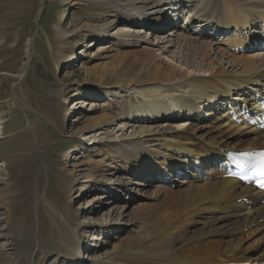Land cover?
<instances>
[{"label":"bare ground","instance_id":"6f19581e","mask_svg":"<svg viewBox=\"0 0 264 264\" xmlns=\"http://www.w3.org/2000/svg\"><path fill=\"white\" fill-rule=\"evenodd\" d=\"M62 1L74 6L81 0ZM92 1L106 7V19L96 27L71 16L58 36L73 47L83 36L99 42L115 38L103 55L84 64V80L97 90L93 98L103 94L119 102L109 110L95 106L92 116L76 123L73 130L100 144L96 153L103 158L75 166L60 185L69 193L84 181L104 186L108 182L98 178L105 180L112 168L125 170L126 176L146 174L148 181L166 174L173 183L149 195L154 204L142 217L146 233L136 244L132 239L120 243L124 252L87 263L78 231L84 224L75 222L68 233L60 231L63 256L76 264H264V194L224 178L223 171L227 152L264 150V0ZM180 11L183 27L173 23ZM167 28L170 33H164ZM151 33L162 42H153ZM170 48L176 50L173 56ZM70 54L72 50L60 49L59 61ZM21 88L29 101V92ZM60 115L57 110L53 122L65 133ZM31 147L1 156L0 171L8 177L20 154ZM183 167L191 171L186 188L173 190L175 174ZM40 175L38 204L46 200ZM121 178L115 182L123 189ZM7 190L0 189V207L6 204ZM96 225L107 236L119 234L107 232L112 223ZM198 225L201 229L192 231ZM41 256L39 249L36 257Z\"/></svg>","mask_w":264,"mask_h":264},{"label":"rangeland","instance_id":"374dc122","mask_svg":"<svg viewBox=\"0 0 264 264\" xmlns=\"http://www.w3.org/2000/svg\"><path fill=\"white\" fill-rule=\"evenodd\" d=\"M106 11V7L92 0H81L74 6L64 4L62 0H0V157L32 145L29 151L20 154L8 177L0 171V189L8 188L6 204L0 207V264H76L63 256L60 248V231L68 233L69 225L75 222L84 224L78 231L83 236L81 255L86 257L87 263L117 250L124 252V247L120 246L124 240L132 239L136 244L146 233L145 228H141L142 217L154 204L149 195L160 185L171 186L173 183L166 179V174L160 178L153 174L154 178L150 177L148 181L146 174L126 176L125 170L123 173L121 168H112L105 173V180L98 178L108 182L104 186L84 181L69 193V188L60 185L61 178L68 176L75 166L84 167L89 161L103 158L96 153L100 144L84 140L73 130L78 125L76 123L92 116L95 106L98 110L101 106L109 110L119 99L111 100L110 96L103 94L93 98L97 90L86 86L84 80V64L88 59L103 55V50L109 48L115 38L99 42L83 36L73 47L68 42L62 43L57 30L71 16L78 22L97 27L106 19ZM179 14L183 12H178L175 17ZM183 17L178 16V21L174 18L173 23L185 26ZM118 25L123 24L119 22ZM170 32L171 28L164 31ZM150 39L162 42L155 33H151ZM214 39L219 40V36ZM60 49L72 50V57L59 61ZM170 50L173 56L176 50ZM184 53L187 52L184 50ZM21 86L29 92V101L25 100ZM82 91H86L84 96ZM76 102L80 104L77 106ZM57 110L61 114L60 123L66 126L65 133H61L59 124L53 122ZM170 126L176 125L172 123ZM183 169L182 173L175 174L173 190L186 188L183 183L191 171ZM192 172L198 175L196 171ZM39 174L44 177L41 191L46 196L40 204L36 202ZM118 178H124L125 188L120 189L115 182ZM103 187L105 191L101 190ZM114 188L122 193L117 194ZM105 223H112L106 227L107 232L114 230L119 234L114 237L113 233L110 236L102 234L96 224ZM196 229L201 226L192 231ZM39 249L42 256L37 259ZM257 254L258 251L254 252V256Z\"/></svg>","mask_w":264,"mask_h":264},{"label":"snow or ice","instance_id":"6c2138e0","mask_svg":"<svg viewBox=\"0 0 264 264\" xmlns=\"http://www.w3.org/2000/svg\"><path fill=\"white\" fill-rule=\"evenodd\" d=\"M248 156L249 154H242ZM249 170L253 174H257L261 177H264V152L255 154L254 161L249 162ZM259 187L264 188V180H261L258 184Z\"/></svg>","mask_w":264,"mask_h":264}]
</instances>
